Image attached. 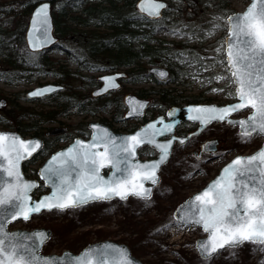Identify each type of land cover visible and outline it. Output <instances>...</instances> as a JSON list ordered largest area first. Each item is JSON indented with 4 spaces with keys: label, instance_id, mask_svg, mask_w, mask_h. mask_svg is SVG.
Listing matches in <instances>:
<instances>
[{
    "label": "snow or ice",
    "instance_id": "snow-or-ice-1",
    "mask_svg": "<svg viewBox=\"0 0 264 264\" xmlns=\"http://www.w3.org/2000/svg\"><path fill=\"white\" fill-rule=\"evenodd\" d=\"M165 7L164 3L156 0H141L139 5L141 12L147 11L153 17L160 16V10ZM48 9L49 5L44 3L34 13L29 32V44L33 49L51 41ZM218 19L221 18H213L214 21ZM224 23L228 32L221 45L225 58L217 62L224 66L227 74L216 75L213 79L216 82L227 81V85L212 91L226 92L239 103L189 108L190 113H195L189 119L199 121L203 126L213 121H226L231 126L238 124L240 135L247 142L254 135L264 136V0H253L242 14L227 15ZM214 27L220 25L214 24ZM221 48L216 49L218 55ZM204 70L209 69L205 67ZM159 75L163 78L167 74L160 72ZM114 79L104 78V91L117 86ZM233 86L234 91L229 90ZM49 91L54 89H37L29 95L41 96ZM245 108L252 110L246 120L229 119L233 113ZM172 127L165 124L157 129L150 124L119 142L106 129L95 134L91 142L77 140L73 147L52 156L41 169V178L52 191L38 201H33L30 195L37 185L23 179L19 165L41 147L40 143L0 134V264H50L51 261V258L38 256L35 245L18 242L22 239L21 234L7 232L6 223L21 217L28 221L33 214L44 210L63 212L113 197L127 200L131 195L150 201L151 189L144 187V182L159 183L157 172L166 163L173 146V140L157 143L155 137ZM187 139H180L179 143L184 145ZM145 143L159 150V158L145 164L135 162L137 149ZM201 151L210 156L218 155L215 142L211 141L202 145ZM196 159L200 160V155L197 154ZM104 168L111 170L109 178L101 175ZM177 216L178 226L189 229L200 226L208 233L206 241L197 242L199 255L208 264L222 255L221 250L238 249L246 243L264 245V147L251 156H238L231 161L205 190L181 205ZM48 235L40 232L35 237L42 242ZM125 252L105 245L89 249L74 260L69 257L65 264H134ZM51 264L56 262L51 261Z\"/></svg>",
    "mask_w": 264,
    "mask_h": 264
},
{
    "label": "trees",
    "instance_id": "trees-1",
    "mask_svg": "<svg viewBox=\"0 0 264 264\" xmlns=\"http://www.w3.org/2000/svg\"><path fill=\"white\" fill-rule=\"evenodd\" d=\"M43 0H6L0 3V82L14 85L18 82L37 83L41 77L51 76L54 82L67 85L72 80L79 78L89 79L81 76L82 71H95V62L114 64L115 69L128 67V81L131 83L151 82L157 88L144 92L153 96L154 106L149 111L150 116L155 112L163 113L170 106L213 102V97H206L205 92L186 93V89H177L176 85L185 87L189 75H186L185 66L194 65L198 69L203 67V60L213 54L215 48L223 44L226 35V24L224 20L227 15L235 12L231 7L230 0H179V3H169L170 7L179 13V4H187L193 11L191 17L180 21L171 14H166L160 23L169 30L178 29L190 36L189 39L179 42L155 39V22L145 23L143 16L137 15L135 4L137 0H53L51 2V14L54 25V34L60 42L68 41L72 44L69 55L70 62L75 64V69L67 68L59 61L49 59L47 56L37 53H29L26 50L23 36L27 18L31 9ZM178 2V1H177ZM248 2V0H247ZM198 9L201 10L198 13ZM190 10V9H189ZM190 15V13H189ZM139 19H138V17ZM137 17V19H135ZM215 20L224 30L223 36L213 41L205 40V31L214 27ZM199 38L198 43L190 45L192 37ZM77 39L78 43L74 44ZM140 39H143L140 42ZM186 63L184 65V63ZM98 62V63H99ZM206 63H212L208 61ZM147 65H163L170 70L169 81L174 87H162L156 79L147 73ZM180 75H174L179 69ZM209 77H212L209 74ZM233 91V90H231ZM86 98V97H84ZM83 103L80 100L59 94L57 98L48 104L57 110L46 112H34L28 108H19L17 105L8 104L0 113V126L2 129H10L19 132L23 137H37L42 125L49 123L61 110H67L77 103L81 112L94 115L98 109L106 110L112 100L89 99ZM234 98V97H233ZM116 105L120 104V98L114 100ZM228 100L226 102H230ZM36 119H30V115H36ZM34 120V121H33ZM98 121L110 126V121L99 119ZM127 131H132L137 124L126 125ZM69 134L62 135L57 141L45 145L41 156L44 159L49 153L57 148L59 142L67 141L72 136L88 135L87 124H78ZM154 151L148 148L139 150V156H153ZM180 203V201H179ZM176 203V206L179 204ZM173 211L170 216L159 223L145 222L142 236L151 235L157 227H164L173 220ZM146 230V231H145ZM99 236L97 240L105 239ZM138 241V240H137ZM132 242L129 246L132 254L138 248L140 242ZM85 246V245H84ZM68 247H64V249ZM69 250V249H68Z\"/></svg>",
    "mask_w": 264,
    "mask_h": 264
},
{
    "label": "rangeland",
    "instance_id": "rangeland-1",
    "mask_svg": "<svg viewBox=\"0 0 264 264\" xmlns=\"http://www.w3.org/2000/svg\"><path fill=\"white\" fill-rule=\"evenodd\" d=\"M6 0H0V3ZM94 1V0H93ZM167 4L172 3L176 6L179 0H163ZM178 1V2H177ZM247 0H230L231 7L236 11H243ZM180 9L175 11L171 7L165 14H171L181 22L186 17H191V8L183 3L179 4ZM190 9V10H189ZM201 10L198 9V13ZM190 13V15H189ZM202 14V13H201ZM146 22H143V27L146 28ZM219 22L215 21V24ZM224 30L222 27H211L205 31V40L207 42L213 41L223 36ZM155 39H161L172 42L184 41L190 38L188 34L178 29L169 30L168 27L161 23L156 22L154 30ZM224 40V37H223ZM190 45L199 42L196 36L190 39ZM217 46L213 54L209 55L203 60V67L198 69L193 64L185 66L182 69L186 71V82H189L188 87L177 86V89L185 88L186 93L205 92L206 97H213L217 104L228 103L226 101L232 100L233 97L227 96L226 92H213V88H226L227 81L216 82L213 78L216 75H226L224 66L220 65L217 61L224 59L223 48L218 55ZM51 51L42 54L49 59L59 61L66 64V59L61 52ZM212 61V63H206ZM184 63V61H182ZM186 63H184L185 65ZM68 68L74 69L73 65L67 63ZM148 66V65H147ZM146 66V67H147ZM205 67L209 70L205 71ZM179 69L174 71V75H180ZM209 74L212 77H209ZM81 76L89 79L81 80L76 78L69 84L76 89H70L77 92L81 98L89 96L91 90L96 89L94 82L102 75V72L82 71ZM212 82L209 83L208 81ZM54 82L50 76L41 77L39 82H18L14 85L5 84L0 82V99H4L8 104L19 105V108H28L34 112H46L47 110H55L46 105V103H25L17 101V96L24 94L27 90L36 86L37 84ZM97 82V81H96ZM95 84V85H93ZM123 87V89H122ZM121 89L111 93L109 96L101 99H111L112 96L123 97L128 93H133L138 88L142 87L146 90L157 88L156 85L146 82L144 84H129L128 82L122 83ZM162 87H174L171 82L162 84ZM234 86L232 89L233 90ZM132 91V92H131ZM121 93V94H120ZM152 97H148L151 100ZM153 99V98H152ZM16 100V101H15ZM0 109V113L6 108ZM111 104L108 105L106 110L100 109L94 115L88 114H73L67 116L66 119H61V123L46 125L47 128H71L76 123L87 124L89 122L98 121L99 119H106L110 121ZM247 112L236 114L237 117H243ZM54 116V113H53ZM128 124L136 122L128 120ZM118 126V125H116ZM5 130L0 127V131ZM72 139V138H71ZM59 142L58 148L66 146L70 140ZM217 139L219 140L220 147L217 150L218 155L210 156L209 154L200 155L201 159L197 160L196 155L199 151L200 144L205 140ZM262 141L261 136L254 135L252 139L245 141L244 138L238 133L237 128L229 127L225 123H215L207 126L198 136L193 137L186 145L175 146L168 163L162 167L160 171V182L153 191V196L150 201L140 199L128 198L124 201H113L110 204H92L82 209L41 212L33 216L28 221L16 222L10 226V229L22 228H49L51 236L49 240L43 245V253L59 254L63 250H70L73 253L78 252L84 245L96 241L99 236L108 237V240L115 242H123L130 245L132 242H140L133 255L145 264H208V262L201 260L195 249V240L205 234L198 226L191 229L177 225V222L172 220L166 224L167 227H157L156 230L148 236H142L141 230L145 222H152L153 224L159 223L168 218L172 211L175 209L176 203H180L188 196L199 190L206 182L212 179L218 170L226 163L231 157L237 154H249L257 149ZM195 153V154H194ZM42 159H38L29 166V170L36 171ZM198 165L199 167H194ZM29 171V173H32ZM46 192V191H44ZM146 231V230H145ZM68 247V249H64ZM211 264H264V245L246 243L241 248L229 249L222 251V255L217 256Z\"/></svg>",
    "mask_w": 264,
    "mask_h": 264
},
{
    "label": "water",
    "instance_id": "water-1",
    "mask_svg": "<svg viewBox=\"0 0 264 264\" xmlns=\"http://www.w3.org/2000/svg\"><path fill=\"white\" fill-rule=\"evenodd\" d=\"M156 2H162V3H164L166 5V3L164 1H162V0H156ZM252 2H253V0H249L248 4L245 6V8H244L243 11L234 12V13H236V14H242L244 11H246V9L251 5ZM44 3H47L49 5V9H48L49 20H50V31H49V35L51 37V41L49 43H47V44H44L43 47H40L38 49H33L32 46L29 44V32L32 30V20H33L34 13H35L36 9L39 8ZM140 3H141V0L138 1L137 5L139 6ZM164 9H161L160 12L162 10H164ZM142 13L146 17H148V18H152L153 17V16H149L147 11H144ZM231 14H233V13H231ZM227 36H228V32H227V28H226V36L224 38V41H225V39H226ZM24 42H25V45H26L27 50L29 52H32V53L42 52V51L46 52V51H49V50L53 49L55 46H57V44H58L57 43V39H56V37L53 34V21H52V16H51V2L50 1H43V2H41L39 4H37L32 9V11L30 13V16L28 18V21H27V25H26L25 32H24ZM224 58H225V52H224ZM147 72H148V74H150L151 76H153L158 81H164V80H166L167 77H168V74H169L168 70L165 69V68H162V67H150ZM160 72H164L167 75L162 78L159 75ZM125 76H126V74L123 73V72H114V73H108V74H104V75L99 76L98 77V80L101 81V85H100V87L92 90L91 95L93 97H102V96L106 95L109 92L117 91L120 88L119 79L124 78ZM105 77H114L115 79H114L113 83L115 85H117V86L116 87H108L107 91H104V88H105V80H104V78ZM49 87H51L52 89H54V91L45 92L41 96H31V95H29L30 93H32L33 91H35L37 89H44V88H49ZM63 88L64 87L62 85H57V84H54V83H45V84H42V85H37V86L31 88L30 90L26 91L25 96L29 100L41 99L43 97L50 96V95H52L55 92L61 91V90H63ZM97 93H99V94H97ZM235 103H239V100L236 99L234 102L228 103V104H225V105H217V104H188V105H184V106L171 107L165 113V116H166L167 120L163 119L162 116H159V117H157V118H155V119H153L151 121H148L145 124L141 125L139 128H137L132 133H127V134H124V133H115L108 126H106V125H104V124H102L101 122H98V121L89 122L88 125H87V128L90 131V135H89V138L88 139H83L81 137L75 138L71 143H69L64 148H62L60 150H57L54 153H52L51 155H49L45 159V161L40 165V167L37 170V176H38V179L40 181H42L44 188L47 189L48 192L45 193V194H41L38 198H34L31 195V193L33 191H35L38 188V186H39L38 180H33V179H27V178H25V176H24V174L22 172V164L24 162H26V161H29L34 155H36L41 147L39 149H37V151L34 152L31 157H27L26 159H23L20 162L19 170H20V173L22 174V177H23V179L25 181H27V182H33V183H35L37 185V187L33 188V190L30 193V195H31L33 201H38L42 197L50 195L51 194V191H52L51 187L50 186H47L45 180H43L41 178V175H40L41 169H43L47 165L48 161L51 160L52 156L56 155L57 153L66 151L70 147H73V145H75V142L77 140L84 141L85 143L91 142L92 139H93V136L95 134H97L99 132H102L103 130L106 129L108 131V133H110L114 138H117V141L119 142V140L121 138L128 137V136H132V135L136 134L137 132H141L143 129H146L148 127V125H150V124H154L155 125V128H157V129L163 128L165 124H171V125H173L172 129L170 131H165L163 134L156 135L155 140H156L157 143H166L168 140H173V145H174L175 140L179 143V140L180 139H185V138H189L191 136H194L193 135L194 133H197V135L200 134L202 132V130L206 127V126L201 125L199 121H194V120H190L189 119V116L190 115H195V113H190L188 111L189 108H195V107H199V106H217V107H224V106H228L230 104H235ZM4 104H5V101L3 99H1L0 100V106H3ZM123 104H124V106L127 109L126 110V113H125V116H124V119L128 120V119H132V118H135V117L142 116L144 114V110L148 106V100L142 99V98L138 97L135 94H130L129 93V94H126V95L123 96ZM141 105L143 107H140ZM245 111H249L246 116H244V117H238V118L233 117L234 114L240 113V112H245ZM251 114H252V110L250 108H245V109H242V110H240L238 112L233 113L229 117V119H231L233 121L246 120ZM161 121H163V123H161ZM183 121H189V122L196 123L197 124V128L193 132L187 134L186 137H176V136H174V129H175V127L177 125H179ZM215 122H218V121H213L212 123H215ZM224 122H226V121H224ZM212 123H210V124H212ZM210 124H208V125H210ZM226 124L229 125L227 122H226ZM229 126H231V125H229ZM231 127H237L239 133H241V128H240V126L238 124H236L235 126H231ZM58 131H62V130L59 129V128H54V129H51L49 132L55 133V132H58ZM149 131H151V130H149ZM0 134H7L9 137L15 136V137H18V138L26 141V142L27 141H38L40 143V145L42 146V141L40 139H38V138H28V139H24L18 133L13 132V131H0ZM165 137H166V139H162V138H165ZM262 137H263V141H262V143H261V145H260V147L258 149H256L255 151H253V152H251V153H249L247 155L238 154V155H235L234 157H232L226 164H224L219 169V171L217 172V174L212 179H210L207 183H205V185L203 187H201L199 190H197L196 192H194L193 194H191L187 199H185L181 204H179L176 207V209L174 210V212H173V218H174V220L175 221L178 220L177 210L180 209L181 205H184L187 201L191 200L197 194H199L203 190H205L207 188V186L209 184H211V182L213 180H215L221 174L222 169L225 166H227L229 163H231V161H233L234 159H236L238 156H241V157L251 156V155L255 154L256 152H258L262 147H264V136H262ZM173 138H175V139H173ZM210 141L211 142H215V147L217 148L218 142H217L216 139L207 140V141L203 142L202 145H204L205 143L210 142ZM179 145H181V144L179 143ZM202 145H201V147H202ZM143 146L152 147L157 152V155H156V157L154 159H151V160H141V159L138 158V154L136 152L135 162H139L141 164H145V163H150L152 161H155V160H157L159 158L160 152H159V150L155 149L154 145L145 143V144L141 145V147H143ZM141 147H139V148H141ZM138 149H137V151H138ZM102 150L103 149H100V151H102ZM200 152H202L201 151V148H200ZM169 157H170V155H169ZM169 157H168L166 163L168 162ZM166 163L162 164L160 166V169ZM104 169H108V172H107V174H103V169H102L101 170V175H103L105 178H109L110 175H111V170L109 168H104ZM160 169H159V171H160ZM159 171L157 172V176L158 177H159ZM157 185L158 184L153 185L149 181H145L144 182V187L151 189V196H152V191H153L154 187L157 186ZM131 197L137 198V197H134V196H131ZM113 200L122 201V200L119 199V197H113L112 199L107 200V201H113ZM97 202H106V201H97ZM93 203H96V202H93ZM90 204H92V203H90ZM44 211H46V210H44ZM46 212H48V211H46ZM33 215H38V214H33ZM18 220L19 221H24L22 217L21 218H18L15 221H18ZM15 221H12L10 223H6L5 224V228H6L7 232L21 234L22 239L20 241H18V242H20V243H28L29 245H35L37 247L36 254L38 256L43 257V258H51V261H55L56 264H65L66 260L69 259V257L74 260L76 257L82 256L89 249L95 250V249H98V248H102L105 245H111L115 249H119V250H126L125 255L128 258L132 259L133 262H134V264H143L138 258H136L135 256H133L131 254V252H130V250H129V248H128V246L126 244H124V243H118V242L111 241V240H101V241H96V242L89 243L86 246H84L78 253H73V252H71L69 250H65V251L61 252L60 254H55V253L45 254V253H42L41 252L42 246L49 240V238L51 236V230L49 228H42V227H40V228H34V229H31V230L20 229V228L13 229V230H9L8 229V226L10 224L14 223ZM200 229L202 230V232H204L202 227H200ZM40 232H44V233H48L49 234L48 235V238L45 239V240H43L42 242H40L39 238L35 237V234L36 233H40ZM205 234H206L205 236L200 237V238H197L195 240V243H194L195 249L197 251V254H198V257L199 258H201V257L199 255V252H198V249H197V242L198 241H206L208 239V233H205ZM24 237H27V239H23ZM51 261H50V264H51Z\"/></svg>",
    "mask_w": 264,
    "mask_h": 264
},
{
    "label": "flooded vegetation",
    "instance_id": "flooded-vegetation-1",
    "mask_svg": "<svg viewBox=\"0 0 264 264\" xmlns=\"http://www.w3.org/2000/svg\"><path fill=\"white\" fill-rule=\"evenodd\" d=\"M137 9V8H136ZM137 15H142V14H140L139 13V11L137 10ZM166 11H163V12H161V14H160V16H158L159 17V19L161 18V17H163V15H164V13H165ZM138 17V16H137ZM137 17L135 18V19H137ZM158 17H152V18H154V19H157ZM159 19H157V21L159 20ZM143 41V39H140V42H142ZM78 43V40L77 39H75L74 40V44H77ZM61 54L63 55V57H65V61H66V64H64V65H66V67L68 68V66H67V63H70V65H73L74 66V69L76 68V66H75V64H73L72 62H70V58H69V55L70 54H72V52H71V48H72V44L70 43V42H68V41H63L62 43H61ZM98 61V59H97V61L95 62V71L94 72H102V73H111V72H115V71H121V72H124V73H126V77H124V78H122V79H120L119 80V82H120V89H121V87H122V83L123 82H128L130 85L131 84H144V83H146V82H137V83H131V82H129L128 81V74H127V70L129 69L128 67H119L118 69H115V64H114V62H113V64L112 65H110L109 63H107V64H104V63H101V62H99ZM71 69V68H70ZM51 77V76H50ZM52 79H53V77H51ZM97 81V82H96ZM94 83L96 84L97 83V85H96V87H99L100 85H101V82L100 81H98V79L96 80ZM95 84H93V85H95ZM152 84H154V83H152ZM37 85H39V84H37ZM164 85V84H163ZM157 86V85H156ZM71 86L70 85H65V88H64V90L63 91H60V92H56V93H54V94H52V95H50V96H48V97H44V98H42V99H39V100H28L26 97H25V93L26 92H24V94H21V95H18V94H16V96H17V101H19V102H25V103H33V104H39V103H41V102H43V103H46V105H48L49 107H52L53 109H56L57 110V108H55V107H53V106H50L49 104H48V100H50V101H52V100H54L55 98H57L58 96H59V94H62V95H65V96H71L72 98H75V99H77V100H80V102L81 103H83V98H81V96L80 95H78L77 94V92H75V91H72L73 89H76L77 90V88L76 87H71V89L72 90H70V89H68V88H70ZM94 89V88H93ZM122 89H123V87H122ZM145 91H147L145 88H142V87H140V88H138L136 91H133V94H135V95H137L138 97H140V98H142V99H147L148 101H149V103H148V106H147V108L144 110V114L141 116V117H137V118H135L134 119V121L136 122V124H138V126L139 125H142L143 123H145V122H147V121H150V120H152V119H154V118H156V117H158V116H162V117H164V118H166L165 117V112L167 111V109H169L170 107H173V106H170L169 108H167L166 110H164V112L163 113H158V112H155L154 113V115H152V116H150V114H149V111L150 110H152V108H153V106H154V101H153V96L151 95V94H149V95H147L148 93H145L144 94V92ZM91 92H92V90L89 92V96H87L86 98H84L85 100H89V99H94V100H100L101 101V99L102 98H104V97H107V96H109L111 93H113V92H110V93H108L107 95H105L104 97H101V98H97V97H93L92 95H91ZM132 92V91H131ZM121 94V93H120ZM124 96V95H123ZM148 97H152L151 98V100L150 99H148ZM116 98V96H112V98L111 99H109V100H112V103H111V110H110V126H108L111 130H113L114 132H117V133H130V131H127V127H126V125L129 123V122H127L128 120H126V119H124V116H125V113H126V107L124 106V104H123V101H122V99H123V97H120V104L119 105H116L115 103H114V99ZM16 101V100H15ZM7 105V103H5V106ZM19 105H17V107H18ZM176 106V105H175ZM98 110H100V109H98ZM82 112H81V108L78 106V104L76 103L75 104V106H73V107H71V108H69V109H67V110H61L60 112H58L56 115H54V117H53V119H49V124H55V123H61L60 122V120L61 119H66L67 118V116H69V115H73V114H81ZM30 116H32V117H30V119H36V117H37V114L36 115H30ZM34 121V120H33ZM78 124H80V123H76L74 126H71V128H70V130H69V128H65V130L64 129H61V128H59V129H61L62 131H58V132H55V133H51V132H49L50 131V129L51 128H47L46 127V125H48V123H45L44 125H42V128L40 129V132L41 133H39L38 134V136H37V138L38 139H40L41 141H42V147H41V149L38 151V153L36 154V155H34L29 161H26V162H24V164H23V166H22V171H23V174H24V176H25V178H27V179H33V180H37L38 178H37V170L36 171H34L33 170V172L31 171V170H29V166L30 165H32L34 162H36L38 159L37 158H39V156H41V152H42V150H43V148L45 147V145L46 144H48V143H50V142H55V141H57L62 135H66V134H69V133H71V132H73V131H76L74 128H75V126H77ZM116 125H118V126H116ZM128 126H129V124H128ZM1 127V126H0ZM196 128V125L195 124H193V123H188V122H183V123H181L180 125H178L176 128H175V130H174V135L175 136H186L188 133H190L191 131H193L194 129ZM13 131H15V130H13ZM15 132H17V131H15ZM20 136H22L19 132H17ZM77 136H84L85 138L87 137V135H76V136H72V139L73 138H75V137H77ZM23 137V136H22ZM31 136H27V137H24V138H30ZM36 137V136H35ZM192 138H189V139H187L186 140V144H187V142H189L190 140H191ZM69 140V139H68ZM67 140V141H68ZM176 146V145H175ZM63 147H61V148H56L55 150H53V151H51L50 153H49V155L51 154V153H53L54 151H56V150H59V149H62ZM143 148H148L149 150L151 149V148H149V147H143ZM151 150H153V149H151ZM154 151V150H153ZM154 155H155V151H154ZM153 155V156H154ZM153 156H149V157H147V158H152ZM29 171L30 172H32V173H29ZM107 169H103V174H106L107 173ZM38 183H39V188H38V191H33L32 193H31V195L33 196V197H36L37 196V194H41V193H43L44 191H45V189L43 188V185L41 184V182L38 180ZM16 222H22V221H15L14 223H12V224H15ZM12 224H10L9 225V228H10V226L12 225ZM17 229V228H16Z\"/></svg>",
    "mask_w": 264,
    "mask_h": 264
}]
</instances>
